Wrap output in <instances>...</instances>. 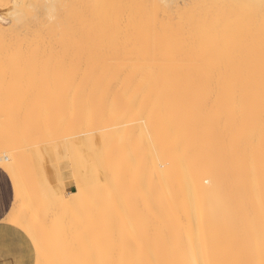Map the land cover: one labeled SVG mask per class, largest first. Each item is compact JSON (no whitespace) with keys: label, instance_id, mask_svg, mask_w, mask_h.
I'll use <instances>...</instances> for the list:
<instances>
[{"label":"bare ground","instance_id":"6f19581e","mask_svg":"<svg viewBox=\"0 0 264 264\" xmlns=\"http://www.w3.org/2000/svg\"><path fill=\"white\" fill-rule=\"evenodd\" d=\"M16 4L0 264H264V0Z\"/></svg>","mask_w":264,"mask_h":264},{"label":"snow or ice","instance_id":"6c2138e0","mask_svg":"<svg viewBox=\"0 0 264 264\" xmlns=\"http://www.w3.org/2000/svg\"><path fill=\"white\" fill-rule=\"evenodd\" d=\"M4 7H11V8H20L22 7L21 5L19 4H16V5H5ZM24 7H28V8H35L36 6L35 5H25ZM52 7H55V5H52ZM11 15H13L14 17L18 18V22H26V21H20L19 20V17H20V13L16 12V13H11Z\"/></svg>","mask_w":264,"mask_h":264},{"label":"rangeland","instance_id":"374dc122","mask_svg":"<svg viewBox=\"0 0 264 264\" xmlns=\"http://www.w3.org/2000/svg\"><path fill=\"white\" fill-rule=\"evenodd\" d=\"M13 3V0H0V11L3 13L8 12V7H4L5 5H10Z\"/></svg>","mask_w":264,"mask_h":264}]
</instances>
